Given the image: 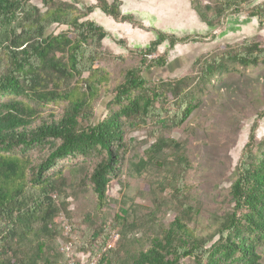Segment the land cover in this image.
Instances as JSON below:
<instances>
[{"label":"trees","instance_id":"1","mask_svg":"<svg viewBox=\"0 0 264 264\" xmlns=\"http://www.w3.org/2000/svg\"><path fill=\"white\" fill-rule=\"evenodd\" d=\"M31 1L0 0V264H65V255L55 253L53 241L60 233L59 214L68 215L64 192L70 181L87 185L104 206L107 188L120 177L129 131L149 122L158 129L181 126L198 108L203 88L212 79L235 66H264V47L245 40L199 61L194 86L190 78L156 84L142 73L165 66V55L147 57L157 55L164 42L172 49L190 39L157 31L156 38L137 51L138 65L125 68L112 85L97 63L107 33L89 16L98 9L116 23L137 25L131 15L121 13V0H95L84 12L77 8L78 0H37L44 11ZM252 1L190 0V5L199 20L214 30V37L227 16L239 14ZM246 14L264 25V3L250 7ZM53 26H65L70 32L48 33ZM104 99L106 114L96 118L92 105ZM54 105L60 107L58 113L50 111ZM263 117L259 113L257 118ZM258 120L233 171L231 212L221 218L213 234L198 236L187 225L185 211L166 225L155 212L130 225L127 212L120 209L113 226H120L122 239L130 234V243H141L132 230H144V248L125 252L123 259H117L118 248H110L94 264H261L264 138L255 139ZM175 145L168 137H158L146 152L148 163ZM179 154L176 158L184 164L185 157ZM73 161L75 176L69 179L62 165ZM171 167L160 180L161 188H169L172 199L179 202L183 171ZM109 229L104 225L87 232L85 243L74 240L80 252L88 254V262L105 247Z\"/></svg>","mask_w":264,"mask_h":264},{"label":"rangeland","instance_id":"2","mask_svg":"<svg viewBox=\"0 0 264 264\" xmlns=\"http://www.w3.org/2000/svg\"><path fill=\"white\" fill-rule=\"evenodd\" d=\"M78 1L80 3L77 8L80 12L95 5V0ZM31 3L40 10H45L39 1L32 0ZM121 3L124 12H133L134 15L131 16L137 25H131L134 28V35L130 37L134 43L132 46L122 38H106L102 42V48L98 50L101 58L97 63L108 73L112 85L120 80L125 68L138 65L140 57L137 51L153 41L157 31L176 38L190 36V39L172 49L164 42L157 49V55L147 57L152 60L156 56L165 55V66L147 68L142 73L147 81L156 84L190 78L193 80L191 85L194 86L199 61L212 58L245 40L264 47V25L255 28L250 23L243 31L218 37L219 33L212 37L213 32H204L199 28L190 0H121ZM262 3L264 0H253L239 14L226 18L238 16L237 23H240L245 20L250 7ZM226 22L228 24L225 19L224 25ZM60 32L69 33L70 30L65 26H53L48 31L55 35ZM203 89L198 108L181 126L170 125L158 129L153 122H149L147 126L127 133L128 150L120 168L121 174L107 188V203L104 206L98 204L87 185L80 187L70 181L64 192L68 215L64 212L59 214L57 222L60 233L53 241L55 253L65 255V264H90L110 248H118L117 259H123L125 252L144 248V230H132V233H136L134 239L141 240V243H130V234L122 239L119 234L120 226H113L114 217L120 215V209L127 212L126 219L130 225L140 224L152 212L166 225L174 216L185 211L187 225L201 237L213 234L221 218L231 212L229 189L233 182V171L248 140L252 124L258 120L259 113H264V66L247 69L235 66L219 79H212L211 84ZM99 102L92 105L96 118L106 114L107 99ZM50 111L58 113L60 107L50 106ZM161 136L168 137L176 145L171 149L161 150L151 158L153 162L148 163L146 152ZM263 138L264 117L258 120L255 132L256 141ZM177 153L185 157L184 164H179ZM75 162L62 165L64 176L69 179L75 176L71 173L76 167ZM155 163H159V166H155ZM170 166L171 171H183L179 202L172 199L169 188H161L160 180L168 176L167 168ZM182 204L189 210H183ZM104 225L106 229L110 228L107 243L100 253L95 254L97 257H93L94 261L88 262V254L81 253L74 240L85 243L89 241L87 232ZM68 243H71L72 249L65 251L63 247ZM259 254L261 264H264V246L259 249Z\"/></svg>","mask_w":264,"mask_h":264},{"label":"crops","instance_id":"3","mask_svg":"<svg viewBox=\"0 0 264 264\" xmlns=\"http://www.w3.org/2000/svg\"><path fill=\"white\" fill-rule=\"evenodd\" d=\"M121 13L123 15H128V14L134 15L133 12H131V11L124 12V10H123L122 7H121ZM236 17H238V16H236ZM236 17H228V18H225L228 21V24H227V22L225 23L223 31L220 32L219 35H217V37L218 36H224L225 34H227V35L228 34L233 35L236 32L243 31L244 27L246 25L250 24V23L253 24L255 28L260 27L258 25L256 19H254V18H247L246 17L245 20H242V21H240V23H237L238 20L236 19ZM89 18L94 23H96L98 26H101L104 29V31L107 33V37H106L107 40L108 39L109 40L110 39L118 40V39H121L122 38L123 40L126 41V43L129 46H132L134 44V43H132V40L130 38L132 35H134V28L130 24H128V23H116L111 18L106 17L98 9H95L92 12V14H90V17ZM198 22L200 24V27L199 28L201 30H204V32H209V33L213 32L214 33V30L211 29V28H208L204 23H202L199 20V18H198ZM143 34H144V32H143ZM141 36H143V35H141ZM116 37L118 39H116ZM142 38H144V37H142Z\"/></svg>","mask_w":264,"mask_h":264},{"label":"built area","instance_id":"4","mask_svg":"<svg viewBox=\"0 0 264 264\" xmlns=\"http://www.w3.org/2000/svg\"><path fill=\"white\" fill-rule=\"evenodd\" d=\"M63 249L65 251H70L72 249V245L71 243H68L67 245H64ZM90 264H94V262L90 263Z\"/></svg>","mask_w":264,"mask_h":264}]
</instances>
